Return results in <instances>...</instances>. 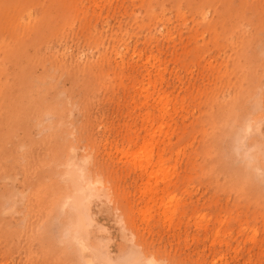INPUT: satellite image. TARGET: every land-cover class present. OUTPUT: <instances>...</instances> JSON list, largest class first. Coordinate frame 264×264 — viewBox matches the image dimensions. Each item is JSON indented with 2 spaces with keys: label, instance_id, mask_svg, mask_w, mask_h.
Instances as JSON below:
<instances>
[{
  "label": "rangeland",
  "instance_id": "374dc122",
  "mask_svg": "<svg viewBox=\"0 0 264 264\" xmlns=\"http://www.w3.org/2000/svg\"><path fill=\"white\" fill-rule=\"evenodd\" d=\"M257 145L264 169V0H0V264H83L70 152L114 260L133 234L152 264H264Z\"/></svg>",
  "mask_w": 264,
  "mask_h": 264
},
{
  "label": "bare ground",
  "instance_id": "6f19581e",
  "mask_svg": "<svg viewBox=\"0 0 264 264\" xmlns=\"http://www.w3.org/2000/svg\"><path fill=\"white\" fill-rule=\"evenodd\" d=\"M254 107L256 110L261 108L259 100L254 101ZM241 131L243 132L242 137L256 131L259 132L258 121L245 120ZM242 137L237 138V140L240 141ZM258 146L260 145L246 146L240 152V155L247 159V163L241 170L244 174L247 169L252 175L264 181V169L260 161L256 159V152L260 150ZM87 165L86 157L78 159L73 152L69 153L62 176L69 183L70 192L65 194L59 206L61 210L68 209L70 212L69 223L66 225L68 227V239L77 248L83 264H152L154 260L144 255L136 244L133 234H131V244L128 251L120 254L116 260L111 258L105 242L101 245H95L90 240L91 228L93 229L96 224L89 214L91 202L96 198H105L110 202V197L107 188L99 180L92 178ZM121 222L125 223L123 219Z\"/></svg>",
  "mask_w": 264,
  "mask_h": 264
}]
</instances>
